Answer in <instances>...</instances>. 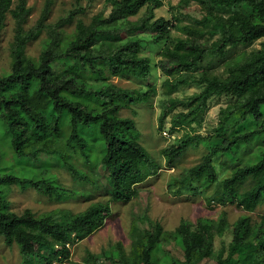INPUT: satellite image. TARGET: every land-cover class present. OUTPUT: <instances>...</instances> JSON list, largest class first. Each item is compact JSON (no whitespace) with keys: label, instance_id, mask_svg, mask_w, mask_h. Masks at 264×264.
I'll return each instance as SVG.
<instances>
[{"label":"trees","instance_id":"1","mask_svg":"<svg viewBox=\"0 0 264 264\" xmlns=\"http://www.w3.org/2000/svg\"><path fill=\"white\" fill-rule=\"evenodd\" d=\"M53 2L46 0L38 24L26 32L31 12L27 0H18L15 6L13 0H0V44L9 16L16 23L10 67L4 70L0 65V237L9 247L19 249L22 264H79L71 261L70 246L103 228L112 213L109 203H93L78 214L36 215L27 209L17 215L10 208L13 187L32 188L55 199L74 198L76 191L63 187L54 176L48 179L49 170L62 165L74 180L82 182H93L94 175L98 180L106 173L112 201L131 205L140 185L157 173V163L141 144L137 122L120 112L148 101L157 92L150 83L153 64L141 55L140 35L152 34L158 43L169 40L173 24L157 19L155 13L163 1L105 0L102 12L89 24L79 21L70 36L60 31L64 23L46 24ZM181 2L198 4L204 15L193 26H185L186 36L163 52L158 67L167 77L163 83L167 93L188 86L191 81L182 74L195 71L206 58H223L230 48L264 39V0ZM107 9H111L108 15ZM142 12L139 20L130 21ZM124 20V28H115ZM45 29L40 55L28 57V45ZM57 64L62 67L58 69ZM225 68L226 76L203 74L195 80L203 86L200 93L165 103L160 130L169 121L171 134L189 132L164 149L162 156L167 167L174 168L189 149L202 145L208 155L183 178L171 181V187H177L174 193L184 189L204 193L215 186V202L254 212L264 204V43L261 49L229 61ZM113 77L135 78L152 88L144 93L124 89L111 82ZM222 95L234 101L220 111L217 127L208 135L194 136L209 101ZM248 149L256 161L240 166V156ZM237 154L239 166L219 183L216 159ZM34 170L40 173L33 175ZM45 170L44 177L41 172ZM226 219V214L220 219V235L225 233ZM149 226L131 255L119 245L118 252L106 257L107 262L200 264L214 253V236L207 223L200 221L194 230L184 222L175 232H165L152 222ZM232 234L228 254L223 250L217 264H264V218L256 225L248 217L240 218ZM170 241L181 247L182 261L161 255L162 244ZM88 257L91 264H103L97 256Z\"/></svg>","mask_w":264,"mask_h":264},{"label":"rangeland","instance_id":"2","mask_svg":"<svg viewBox=\"0 0 264 264\" xmlns=\"http://www.w3.org/2000/svg\"><path fill=\"white\" fill-rule=\"evenodd\" d=\"M14 6L18 0H13ZM163 7L156 10V18H164L173 24L170 38L167 41L155 42L152 34H142L143 57L150 58L153 64V76L150 80L152 86L157 90L148 101L140 103L131 109H124L120 112L122 117L134 118L141 134V144L150 154L153 161L157 163V173L147 179L139 188V196L130 203H116L112 201L111 186L107 184L105 174L93 182H82L74 180L65 166L55 165L49 170L48 179L56 177L63 187L68 190L76 191V197L55 199L41 195L32 188L21 190L13 187L9 195L11 210L17 215H21L25 210H32L36 215L49 213L67 212L78 214L85 211L93 203H109L112 213L111 219L107 220L105 226L87 238L76 240L70 247L72 251L71 261L79 264H91L88 254L97 256L101 263L107 262L109 257L119 251L122 246L126 255H131L133 249L140 244L145 232L150 228V222L160 224L165 232H175L182 223L186 222L192 229H197L198 223H207L211 225L214 236V253L208 259L203 260L200 264H217L218 257L222 251L228 254L229 244L233 238V226L240 218L248 217L252 225L260 224L264 218V204L258 206L254 212H247L238 207L237 204L229 203L220 205L212 198L216 192V187L206 190L204 193L188 192L186 189L180 193H174L177 187H171L173 179H181L187 171L198 166L208 155V150L202 145L197 149H189L186 154L177 162L174 168L167 167L166 161L162 156V151L175 144L189 130H180L173 134L169 132L170 123L165 125L163 131L160 130V117L165 109V103L171 99L186 100L190 96L200 93L203 86L197 83L203 74L226 76L225 65L241 54H249L262 48L264 39L254 42L251 46H240L228 49L223 58H206L201 62L195 71L185 72L182 74L191 83L188 86H182L177 91L167 93L163 87L167 77L159 69L158 63L162 59L165 49L175 44L177 38L185 37L182 29L185 26H193L195 20L202 18L204 11L198 4L191 2L183 4L181 0H162ZM46 0H27V7L30 9L28 21L24 26V31H29L38 24L45 9ZM105 8V0H54L50 16L46 22L49 25H60L62 33L70 36L75 32L76 25L79 21L89 24L94 16L101 13ZM111 9L106 10V15ZM139 17L131 18L130 21H137ZM127 21H121L115 28H124ZM45 29L41 37L28 45L26 55L28 57H38L42 48V40L45 38ZM16 34V23L9 16L6 26L2 32L0 48V65L4 70H8L11 62L10 46ZM62 64L58 65L60 69ZM175 75L174 77H178ZM172 77V78H174ZM111 82L121 88L147 92L152 88L147 82L135 78L113 77ZM234 99L230 95L215 97L209 101V109L201 126H196V135H208L217 127L220 118V111L226 108ZM246 149V148H245ZM249 149L241 154L239 165L246 166L255 163L256 157L250 156ZM238 154L234 158L220 156L215 161L218 169V180L221 183L224 179L232 175L233 169L238 165ZM9 158V156H7ZM28 162V161H27ZM40 172L34 170L33 175ZM44 176L46 170L41 172ZM103 173V172H101ZM45 177V176H44ZM226 214L225 233L220 235L218 226L220 219ZM120 245V246H119ZM48 252H45L47 255ZM167 255L173 260L182 261L184 253L181 247L175 242L170 241L162 244L161 255ZM134 255V253L132 254ZM93 263V262H92ZM116 263V262H115ZM0 264H22L19 249L9 247L0 237ZM43 264H46L44 261ZM113 264V263H112ZM118 264V262L116 263Z\"/></svg>","mask_w":264,"mask_h":264}]
</instances>
